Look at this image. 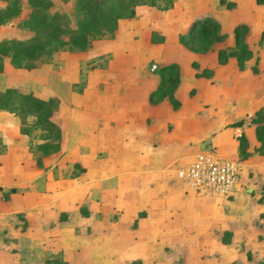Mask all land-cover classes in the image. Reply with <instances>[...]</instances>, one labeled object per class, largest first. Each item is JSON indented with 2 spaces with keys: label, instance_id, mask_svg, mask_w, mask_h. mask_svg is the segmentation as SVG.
<instances>
[{
  "label": "crops",
  "instance_id": "crops-1",
  "mask_svg": "<svg viewBox=\"0 0 264 264\" xmlns=\"http://www.w3.org/2000/svg\"><path fill=\"white\" fill-rule=\"evenodd\" d=\"M188 6L192 10L186 11ZM183 8L185 13L175 12L172 32H160V41H150L149 30H142L140 38L131 37L134 51H125L128 42L105 41L50 66L4 65L0 90L15 86L58 100L51 119L60 135L57 147L43 151L37 144L50 139L39 137V128L22 133L19 118L0 109L3 264H45L54 254L63 256L61 264L226 260L229 244L220 237V220H227L226 214L212 199L220 196L190 189L175 170L197 151L212 150L237 163L238 178L230 194L238 198L242 160L231 155L230 134L236 136L240 125H225L264 107V43L250 48L258 56L256 72L249 57L243 68L233 56L219 64L215 50L220 45L194 52L178 41V34L198 17L196 10L202 9L191 3ZM253 13L245 23L246 41L263 29L256 32ZM224 33L231 40L226 45H232L233 33ZM103 51L111 52L104 65H85ZM169 62L178 68L176 107L166 97L149 98L160 79L154 67ZM226 134L233 141L231 148L220 140Z\"/></svg>",
  "mask_w": 264,
  "mask_h": 264
},
{
  "label": "trees",
  "instance_id": "trees-1",
  "mask_svg": "<svg viewBox=\"0 0 264 264\" xmlns=\"http://www.w3.org/2000/svg\"><path fill=\"white\" fill-rule=\"evenodd\" d=\"M26 2L29 9L24 17L17 18L16 24L31 30V34L24 38H0V71L4 67L6 56L11 66L29 69L35 66L36 61L47 59L54 51L84 50L92 40L111 36L120 18L133 17L137 4L161 3L162 8H168L173 0H72L73 24L69 23L64 12L50 10L51 0H26ZM19 12V0H9L0 4V25L17 16ZM247 29V25L242 22L234 25L233 45L220 46L215 50L216 61L219 64H224L229 56H233L237 67H244L245 60L251 54L244 39ZM224 37L225 33L220 30L217 20L204 15L193 18L177 38L188 49L204 52L213 42ZM258 39H264V30L260 31ZM255 63L250 66L253 72L257 71ZM192 64L194 65V61ZM156 70L160 79L156 88L150 91L149 98L158 100L166 97L172 107L178 106L179 100L173 93L179 82L177 64L165 63L158 66ZM195 74H202V71H196ZM57 103L58 100L54 97L41 98L29 90L22 91L14 86H7L0 90V109L12 112L19 118L20 132L29 133L32 129L39 128V137L50 139L37 144L43 151L58 145L60 128L51 119L52 111ZM28 117H32L30 122ZM250 121L254 123V136L262 152L264 151L263 106L253 111ZM239 140V146H241L245 142L244 134L239 135ZM131 264L139 263L133 260Z\"/></svg>",
  "mask_w": 264,
  "mask_h": 264
},
{
  "label": "rangeland",
  "instance_id": "rangeland-1",
  "mask_svg": "<svg viewBox=\"0 0 264 264\" xmlns=\"http://www.w3.org/2000/svg\"><path fill=\"white\" fill-rule=\"evenodd\" d=\"M6 1L9 0H0V4ZM51 2L52 4L49 7L50 10L56 9L60 12H64L69 19V23L73 24L74 15L72 0H51ZM173 3H176V7L173 6V4L171 6L174 7V9H171V7L162 8L161 3H158L157 5H147L145 3L137 4L135 7V15L133 17L120 18L117 27L111 36L92 40L91 44L86 49L94 46L95 43H103L107 41L109 44L117 45L121 42H128L124 45L125 51H134L136 48V41H131L130 39L131 37L140 38L142 36V30H149L150 41H160L164 36L160 32H172V30H169V26L174 17H176L175 12L179 14V12L183 10L182 12L185 13L191 9V6H188L189 9L187 8L185 9L186 11H184V3L188 5L191 3L192 7L202 8L196 10L199 14L198 18L204 15L213 17L219 23L220 30H224L227 35L232 34L230 25L238 22L246 23V21H251L249 18H251L250 14L253 12H255L253 14L257 23V25H255L256 32L259 28H263L262 30H264V16L261 17L259 14L258 16L256 15V13L260 12L264 15V1L258 3L255 0H191L189 2L186 0H173ZM19 6V14L0 25V38H24L31 34V30L16 24L17 18L24 17L26 11L29 9L26 0H19ZM232 19L235 21L233 24ZM174 21L177 22V20ZM258 34L259 33L255 34V36H251V40H245L248 47L253 50H256L262 43H264V39H258ZM246 35L249 36L246 32L244 39L246 38ZM231 39H233L232 35ZM229 41L231 40L225 39L224 37L212 44H214V47L217 45L228 46L226 45V42ZM84 50L61 49L54 51L47 59L36 61L34 67L50 66L64 60L63 56H66L67 54L74 52L79 53ZM256 56L257 55L251 52L249 56L251 64L257 62L258 56ZM95 57L96 58H91L88 61L86 60L85 65H89L90 67L96 65L102 66L111 59V52L103 51ZM6 63H9L7 56L4 58V65ZM151 63L152 62L147 63V69L152 67ZM156 68L157 67H154V69ZM205 70H207V68L203 69L202 73H205ZM82 76L83 75H81V78ZM260 78L264 81V71L262 74L260 73ZM84 79H81L77 84H82ZM253 111L247 116H245L246 113L240 114L236 117L235 121L225 125L227 127H230V124L231 126L240 125L238 127L236 126V130L233 129L234 132L236 131V136L233 135V132L230 136L231 138H234V145H232V147L234 146L232 150L233 154L231 155L238 161L242 160V165L240 166L242 190H240V195H238L237 199H233V194L228 196L217 194L220 197H212V199L216 198V207L219 206V211L225 212V218L227 219L225 221L220 220V226L222 227V229H220V237L221 241L229 244L230 251L228 252L229 254L226 260H222L219 264H264V151L261 152L258 141L254 136V123L249 119ZM31 119L32 117H28L29 122ZM240 134H245V142L241 146H239ZM230 136L229 134H226L220 139L229 147L231 142L233 143ZM209 140L210 139L205 141V145H208ZM2 248L3 246H0V249ZM5 255L6 253L0 251V264L4 263L2 257ZM175 256L177 255L174 254L173 257ZM62 258L63 256L54 254L52 260L47 259L50 262H45V264H51L52 261H60L59 264H61V260H63ZM134 260L139 263V260ZM131 262H133V260ZM131 262L129 264H131Z\"/></svg>",
  "mask_w": 264,
  "mask_h": 264
},
{
  "label": "built area",
  "instance_id": "built-area-1",
  "mask_svg": "<svg viewBox=\"0 0 264 264\" xmlns=\"http://www.w3.org/2000/svg\"><path fill=\"white\" fill-rule=\"evenodd\" d=\"M175 174L192 190L226 196L235 186L238 166L212 150H200L189 162L176 167Z\"/></svg>",
  "mask_w": 264,
  "mask_h": 264
}]
</instances>
